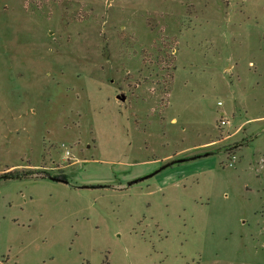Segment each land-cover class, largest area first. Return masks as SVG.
<instances>
[{
  "label": "rangeland",
  "instance_id": "obj_1",
  "mask_svg": "<svg viewBox=\"0 0 264 264\" xmlns=\"http://www.w3.org/2000/svg\"><path fill=\"white\" fill-rule=\"evenodd\" d=\"M10 170L0 264H264V0H0Z\"/></svg>",
  "mask_w": 264,
  "mask_h": 264
},
{
  "label": "crops",
  "instance_id": "obj_2",
  "mask_svg": "<svg viewBox=\"0 0 264 264\" xmlns=\"http://www.w3.org/2000/svg\"><path fill=\"white\" fill-rule=\"evenodd\" d=\"M120 101H121V103H122V105H123V108H124V110H126L127 111V108L125 107L126 106V104L128 103V98H127V96H124L122 99H120ZM156 101H157V99L156 100H154V105L153 106H155L156 107ZM131 111V110H130ZM132 113V112H131ZM147 112H144V114H142V115H139V113H137V111L135 112V117H139L140 118V120L141 121H143L144 123H145V126H146V124L150 127L152 124H156V120H157V115H156V110H155V108H152V110L150 109V111H149V116L146 114ZM172 122H177V118L176 117H172L171 119H170ZM211 143V142H210ZM206 144H208V143H206ZM209 145V144H208ZM168 158H174V156H168ZM81 162V161H80ZM49 180H52V179H50V178H48ZM52 181H56V180H52Z\"/></svg>",
  "mask_w": 264,
  "mask_h": 264
},
{
  "label": "trees",
  "instance_id": "obj_3",
  "mask_svg": "<svg viewBox=\"0 0 264 264\" xmlns=\"http://www.w3.org/2000/svg\"><path fill=\"white\" fill-rule=\"evenodd\" d=\"M245 143L248 142V140L244 141ZM32 174L31 171L28 172H16L13 170L4 172L3 174H0V179H13V178H21V177H30Z\"/></svg>",
  "mask_w": 264,
  "mask_h": 264
},
{
  "label": "water",
  "instance_id": "obj_4",
  "mask_svg": "<svg viewBox=\"0 0 264 264\" xmlns=\"http://www.w3.org/2000/svg\"><path fill=\"white\" fill-rule=\"evenodd\" d=\"M209 154H211V153H207V154H204V155H209ZM182 160H185V159H179V160L171 161V162H169V164H166V165L162 166L159 170H161V169H163V168H165V167H167V166H169V165H171V164H173V163H176V162L182 161ZM159 170H157V171H159ZM48 178H50V179H52V180H56V181H61V182L69 183L68 180H59V179H57V178H55V177H48ZM139 180H140V179H134V180H132L131 182H128V183H127V186H130L131 184L136 183V182H138ZM80 187H81V186H80Z\"/></svg>",
  "mask_w": 264,
  "mask_h": 264
},
{
  "label": "built area",
  "instance_id": "obj_5",
  "mask_svg": "<svg viewBox=\"0 0 264 264\" xmlns=\"http://www.w3.org/2000/svg\"><path fill=\"white\" fill-rule=\"evenodd\" d=\"M221 123H222V124H226L227 121H226V120H222ZM67 153H68V151H67Z\"/></svg>",
  "mask_w": 264,
  "mask_h": 264
}]
</instances>
